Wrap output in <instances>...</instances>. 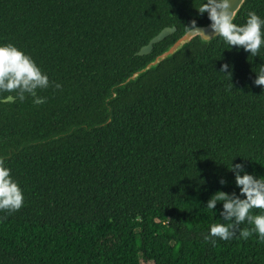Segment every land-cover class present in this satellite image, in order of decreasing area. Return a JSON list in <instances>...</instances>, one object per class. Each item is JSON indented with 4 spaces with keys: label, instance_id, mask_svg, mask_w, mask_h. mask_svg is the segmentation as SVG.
Segmentation results:
<instances>
[{
    "label": "trees",
    "instance_id": "1",
    "mask_svg": "<svg viewBox=\"0 0 264 264\" xmlns=\"http://www.w3.org/2000/svg\"><path fill=\"white\" fill-rule=\"evenodd\" d=\"M203 2L0 0V44L50 81L42 105L0 94V160L24 193L18 211H0V264H264L255 237L204 240L222 222L207 200L239 191L231 160L264 177V88L253 83L264 47L252 57L195 37L117 86L190 21L209 22ZM249 12L264 18V0H246L233 22ZM166 26L176 31L138 55Z\"/></svg>",
    "mask_w": 264,
    "mask_h": 264
},
{
    "label": "clouds",
    "instance_id": "2",
    "mask_svg": "<svg viewBox=\"0 0 264 264\" xmlns=\"http://www.w3.org/2000/svg\"><path fill=\"white\" fill-rule=\"evenodd\" d=\"M235 4L236 0H204L196 10L199 14H207L210 22L208 30L201 29L196 20L190 21L186 29L189 35L197 34L205 40L219 37L228 49L235 46L237 50L243 49L249 56L256 57L264 47V18L249 12L246 22L237 25L233 22ZM231 72L232 66L224 63L218 73H224L230 80ZM255 73L254 85L264 88V64ZM49 84L48 75L31 56L12 43L0 44V94H14L21 102L30 96L34 105H42L47 102V98L37 95V91L48 88ZM55 87L59 89L61 85L56 84ZM232 160L227 169L233 173L239 191H217L207 200L206 208L214 216L218 212V220L222 222L211 224L204 240L215 246L218 241H230L234 237L241 240L255 237L258 243L264 244V177H254L244 171L242 162L233 164ZM219 183L224 186L227 182L220 179ZM218 202H222V207L214 211ZM23 204L22 188L13 179L11 169L0 160V211L15 212ZM253 209H259L260 213L254 214ZM244 224L247 227L241 228Z\"/></svg>",
    "mask_w": 264,
    "mask_h": 264
},
{
    "label": "water",
    "instance_id": "3",
    "mask_svg": "<svg viewBox=\"0 0 264 264\" xmlns=\"http://www.w3.org/2000/svg\"><path fill=\"white\" fill-rule=\"evenodd\" d=\"M246 0H236V4L233 5L234 7V12H235V16L234 19L238 13V11L241 9V7L243 6V4L245 3ZM210 22H207L206 24H200L198 25L201 29L207 31L208 30V25ZM172 29V30H169ZM176 31V27L175 26H166L164 27L159 33H157L154 37H152L149 42L145 45H143L138 51L137 54L138 55H147L149 53L152 52L153 48H154V44L162 41L165 37L171 35L172 33H174ZM208 35H211V33H207ZM195 37H199L201 39V41L203 42H210L211 40H213L216 37H211L208 40H205L203 37L197 35V34H191L189 35L188 30L186 32H184L176 41H174L172 44H170L169 46H167V48L161 52L160 54L156 55L152 60H150L149 62H147L143 67H141L140 69L134 71L131 75H129L126 79H124L120 84H118L117 86H125L127 85L129 82L131 81H137L138 78L148 72L151 69H156L159 64L164 61L167 58L172 57L176 52H178L179 50H181L186 44L190 43L192 41L193 38ZM116 92L112 91V97L116 96ZM14 98L12 96H8L6 98H4V101H12ZM111 98L108 97L106 99V103L110 100ZM110 120V118L108 119V121Z\"/></svg>",
    "mask_w": 264,
    "mask_h": 264
}]
</instances>
